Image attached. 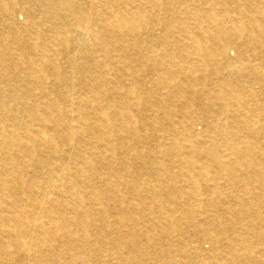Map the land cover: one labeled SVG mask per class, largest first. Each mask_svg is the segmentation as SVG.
I'll use <instances>...</instances> for the list:
<instances>
[{
    "label": "bare ground",
    "instance_id": "1",
    "mask_svg": "<svg viewBox=\"0 0 264 264\" xmlns=\"http://www.w3.org/2000/svg\"><path fill=\"white\" fill-rule=\"evenodd\" d=\"M0 264H264V0H0Z\"/></svg>",
    "mask_w": 264,
    "mask_h": 264
},
{
    "label": "rangeland",
    "instance_id": "2",
    "mask_svg": "<svg viewBox=\"0 0 264 264\" xmlns=\"http://www.w3.org/2000/svg\"><path fill=\"white\" fill-rule=\"evenodd\" d=\"M17 16L19 17V16H21V15L19 14V15H17Z\"/></svg>",
    "mask_w": 264,
    "mask_h": 264
}]
</instances>
